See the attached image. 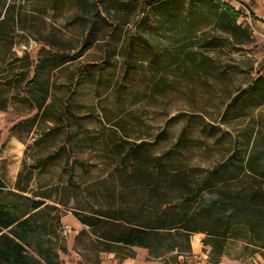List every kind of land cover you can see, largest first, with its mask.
I'll use <instances>...</instances> for the list:
<instances>
[{"label": "rangeland", "instance_id": "374dc122", "mask_svg": "<svg viewBox=\"0 0 264 264\" xmlns=\"http://www.w3.org/2000/svg\"><path fill=\"white\" fill-rule=\"evenodd\" d=\"M218 1L239 13L216 17L189 0H0V176L61 210L63 264L131 257L101 250L105 228L77 215L152 218L206 170L264 153V4ZM206 236L192 234L176 257L139 246L134 257L264 264L245 226L218 254Z\"/></svg>", "mask_w": 264, "mask_h": 264}, {"label": "trees", "instance_id": "16d2710c", "mask_svg": "<svg viewBox=\"0 0 264 264\" xmlns=\"http://www.w3.org/2000/svg\"><path fill=\"white\" fill-rule=\"evenodd\" d=\"M190 2L204 6L216 17L219 8L225 15L239 13H234L233 5H221L218 0ZM192 26L189 30H193ZM52 62L53 59L41 58L37 66ZM249 155L244 162L228 158L206 170L202 179L177 202L158 205L152 218L142 219L134 211L126 216L117 209L113 213L103 210L100 216L86 214L77 215V218L85 226L105 228L100 249L115 252L121 258L134 257V246L145 247L153 258L177 249L176 257L191 250L192 234L201 231L207 235L204 243L211 245L212 252L218 254L222 251L223 239L231 229L239 226L246 227L249 242L264 243V153ZM47 159L37 161L39 170ZM71 185L75 184L71 182ZM23 192L20 183L10 187L0 176V264H63L59 251L66 252L67 245L62 234L61 210L45 198L30 197ZM204 192L210 195L203 196ZM208 220L211 229L206 227ZM110 222L118 226L113 227ZM259 251L264 257V245H257L253 250ZM214 257L210 260L212 263L220 261Z\"/></svg>", "mask_w": 264, "mask_h": 264}, {"label": "crops", "instance_id": "0c3cea01", "mask_svg": "<svg viewBox=\"0 0 264 264\" xmlns=\"http://www.w3.org/2000/svg\"><path fill=\"white\" fill-rule=\"evenodd\" d=\"M138 257H139V254H138V256H136V257H130V259H124L122 262H121V264H141V262H140V260L138 259ZM158 264V263H157ZM160 264V263H159Z\"/></svg>", "mask_w": 264, "mask_h": 264}, {"label": "built area", "instance_id": "2783aa9c", "mask_svg": "<svg viewBox=\"0 0 264 264\" xmlns=\"http://www.w3.org/2000/svg\"><path fill=\"white\" fill-rule=\"evenodd\" d=\"M262 4H264V0H262Z\"/></svg>", "mask_w": 264, "mask_h": 264}]
</instances>
